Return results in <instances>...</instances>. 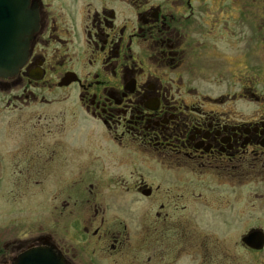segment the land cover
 I'll return each instance as SVG.
<instances>
[{
  "label": "flooded vegetation",
  "instance_id": "obj_1",
  "mask_svg": "<svg viewBox=\"0 0 264 264\" xmlns=\"http://www.w3.org/2000/svg\"><path fill=\"white\" fill-rule=\"evenodd\" d=\"M38 4L40 26L28 61L15 76L0 78V199L17 212L0 229V264L36 247L54 248L79 264L62 241L67 227L16 235L22 205L32 213L36 202L46 203L49 223L82 210L74 225L81 237L120 250L132 231L105 217L108 200L96 197L105 185L152 203L142 206L151 224L142 226L141 249L157 254L154 264L195 259L198 248L206 257L213 249H244L258 264L264 248L243 239L264 233L262 227L240 241L229 239V231H201L195 205L200 201L219 220L241 221L247 203L264 200L263 194L244 196L245 189L264 187V0ZM65 105L94 123L113 148L90 158L99 180L88 183L92 195L75 212L63 171L88 168L68 159ZM213 240L222 244L213 247Z\"/></svg>",
  "mask_w": 264,
  "mask_h": 264
},
{
  "label": "rangeland",
  "instance_id": "obj_2",
  "mask_svg": "<svg viewBox=\"0 0 264 264\" xmlns=\"http://www.w3.org/2000/svg\"><path fill=\"white\" fill-rule=\"evenodd\" d=\"M41 95L45 96L48 100H56V96L54 94L42 92ZM1 101L6 100L2 99ZM58 104L59 103H54V106L50 107L53 108L52 118L55 119V122H58L56 117L59 110V108H56L60 107ZM65 107H68L65 122L67 130L64 135V138L69 141L68 159H74V164L78 159H80V162L84 164V168H88L76 171V168L69 167L63 171V179L65 183L63 191H67L68 197L74 198L72 202L69 201L71 207L75 201L77 202L73 205L75 212L77 209L76 206L79 202H82L87 197L90 198V195H92L90 193V189H87L89 188L88 183L97 182L99 180L97 172L95 171L96 173H93L95 168L91 165L89 161L90 158L95 156L97 151H100V153L104 155L113 148L109 146L108 142L105 140L104 136H102L101 132L94 123L86 120L82 114L77 113L74 106L65 105ZM74 167L76 166L74 165ZM53 175H55V173ZM95 185L98 187L97 184ZM61 188L62 187L59 186V190ZM97 190L98 189H93V192H96ZM122 191L124 192V190H121L118 186H112L109 188V186L105 185V187L101 186L98 190V196L96 195V197L105 196L108 200L106 203L102 204V207L106 209L105 217L109 223L118 225L117 228L121 231L124 226L127 225L128 229L132 231V237H130V240L125 238V236L122 238L125 242L123 247L117 252L111 250L109 246L110 242L106 243L104 239L101 242H98L96 238L87 237L84 239L81 237L82 231L78 230L79 226H76L75 228L74 225L76 222L80 221L81 214L83 213L82 210L80 212H76L72 217L57 219L53 216L52 223H49L46 215V203L44 202H36V204H32V213L28 211L29 208H25L23 207L24 205H22L21 212L17 217L18 223L16 220L14 221L15 226L19 227V232L16 233L15 230H13V232L20 237H24L25 235L33 234V232L38 230L39 227L47 230L45 227L50 225L53 233H60L62 227H67V231L69 230V232L65 235L62 234L65 241L59 236L58 238L57 236L55 237L57 241L62 240L67 246L69 245V248L73 247L72 253L75 254L76 261L79 264H154L156 261L154 258H157V254L152 252L145 253L141 249L142 226L147 223L151 224L149 222L151 221V218L143 215L144 209L142 210V206L144 205V208L146 205L152 206V203L135 201L133 196L124 194ZM252 193L264 195V187L261 185L260 190L253 188L245 189L244 196H248V194L252 195ZM253 200L256 201L254 202L255 207L252 202L247 203L248 205H245V215L241 221H228L224 218L219 220L218 217H212L210 213L207 212L205 205L198 201L195 205V212H197V222L195 227L201 231H218L221 234L229 231V239H238V241H240L241 235L243 233L246 234L252 228L262 227L264 229V200H261L260 198H254ZM9 205L11 204L4 203L0 199V229L8 224L7 219L9 216L12 214H15L16 216L17 214V212L14 211L15 209L12 210ZM35 206L36 208H34ZM189 209L193 208L189 206ZM181 213L186 215L191 212L188 210L185 212L181 211ZM76 224L78 225V223ZM236 230L240 231L238 236H236L237 232H232ZM73 231L76 234L73 233ZM72 233L77 236H73ZM220 239L222 241L224 238L220 237ZM221 241L213 240L212 246L219 247L222 244ZM225 244H227L226 241ZM199 245L200 244L198 243V246ZM196 252L198 253H196L195 259L193 257L191 258L185 256L181 259V264H204V262L206 264H253L255 262V259L253 260L251 255L244 249L235 251L233 249L226 251L225 253H221L213 249L207 257L203 249L201 250L198 248ZM259 256L260 260L257 262L258 264H262L261 262L264 258V252ZM148 257L150 258V262L147 260Z\"/></svg>",
  "mask_w": 264,
  "mask_h": 264
},
{
  "label": "water",
  "instance_id": "obj_3",
  "mask_svg": "<svg viewBox=\"0 0 264 264\" xmlns=\"http://www.w3.org/2000/svg\"><path fill=\"white\" fill-rule=\"evenodd\" d=\"M38 30V0H0V77L14 76L26 63ZM243 240L254 249L264 247V233L260 230L251 232ZM14 264L69 263L51 248H36Z\"/></svg>",
  "mask_w": 264,
  "mask_h": 264
}]
</instances>
